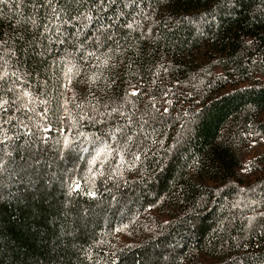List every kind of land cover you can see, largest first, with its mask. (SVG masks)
Wrapping results in <instances>:
<instances>
[{
	"label": "trees",
	"instance_id": "obj_1",
	"mask_svg": "<svg viewBox=\"0 0 264 264\" xmlns=\"http://www.w3.org/2000/svg\"><path fill=\"white\" fill-rule=\"evenodd\" d=\"M244 4L239 20H233L216 8V0H153L156 24L185 21L176 46L162 45L134 63L124 57V63L112 62L115 67H106L102 57L90 62L96 67L80 65L82 71L73 69L68 77L57 65L47 95L33 91L35 81L24 89L47 103L29 105L35 114L16 143L23 146L29 131L36 132L37 140L15 152L8 170L0 171V196L7 197L0 200V264H249L250 256L264 257V154L254 156L264 147V25L247 23L259 0ZM126 101L124 111L134 122L146 110L154 111L153 105L161 112L168 109V127L155 133L143 128L147 148L136 153L137 175H132L137 160L128 153L123 160L113 152L91 164L90 155L72 151L76 143L91 151L77 135L96 132L86 116ZM193 119L190 142L172 148L181 125ZM37 124L49 130H37ZM65 140L69 148H63ZM193 157H203L199 171L191 167ZM117 166L123 174V179L116 177L119 189L109 177ZM37 172L35 189L19 178H37ZM52 174L64 177V188L55 178L48 187ZM69 183H79L82 193L73 216L88 209L91 222L74 241L65 236L54 249L51 241L60 224L53 221L63 215L61 201ZM106 188H113L119 203ZM87 191L97 196L83 195ZM166 206L170 221L148 239L138 243V232L125 230L131 235L122 231L108 248L105 241L118 229ZM71 220L69 229L75 227Z\"/></svg>",
	"mask_w": 264,
	"mask_h": 264
},
{
	"label": "snow or ice",
	"instance_id": "obj_2",
	"mask_svg": "<svg viewBox=\"0 0 264 264\" xmlns=\"http://www.w3.org/2000/svg\"><path fill=\"white\" fill-rule=\"evenodd\" d=\"M152 3L153 0H0V131L4 136V139L0 140V171L8 170L9 161H12L15 152L27 150L37 140L36 132L29 131L23 146L16 143L21 138L20 129L28 128L26 121L35 114V109L29 105L34 101L47 103L46 100L38 99L32 92L24 90L32 87V81L36 82L33 91L38 90L39 96H44L48 93L49 84L58 75L57 65L59 71L68 77L73 69L82 71L80 65L96 67L97 65L90 62L99 63L102 57L106 67H115L113 61L124 63V57H127L134 63L142 56H153L155 50L162 45L174 47L178 44L179 33L185 21L176 19L156 24L152 15L155 11L152 9ZM245 6L244 0H216V8L233 20H239ZM162 7L167 8V5ZM247 23L249 27L264 25V0H259L257 8L250 12ZM247 46L252 47L253 41H247ZM65 67L67 71H64ZM125 107L127 101L120 107L105 105L103 112L96 109V115L86 116L96 132L91 136H86L84 132L77 135L84 137L85 143L91 146V151L90 147H82L79 143L75 144L72 151L77 156L80 153L90 155L91 164H96L101 156L110 157L113 152L121 160L124 159L123 153L139 160L140 157L136 153L147 148V145L143 144L146 135L143 132L144 126L150 127L154 133L168 127V109L161 112L153 105L154 111L146 110V116L134 122L124 111ZM195 125L196 119L189 121L187 125L182 124L180 135L174 138L171 147L188 144ZM35 127L37 130L41 127H44V131L49 130L41 124ZM155 142L153 140V143ZM63 148H69L67 140L63 142ZM56 150L61 151L60 148ZM208 155L211 158L210 153ZM106 162V159L102 161L101 167ZM203 163V157H193L191 167L199 171ZM20 171L26 172V169L21 167ZM71 171L75 172L76 168ZM67 173L68 170L65 169V174ZM16 174L19 176V173ZM35 175L37 178H33L31 174L27 175L26 180L23 176L19 178L26 186L35 189L39 184V173ZM100 175L103 176L104 173L101 172ZM117 176L123 179L118 166L109 172L110 179L115 181V189L121 186ZM53 178L59 180L62 188L65 187L64 177L56 174L49 177L48 187L52 186ZM107 183L106 180L105 186ZM113 188L106 190L112 201L119 203ZM81 194L79 183L67 184L63 192L66 199L61 201L63 207L60 211L63 215L53 221L55 225L56 219H59L60 224L59 235L51 241L54 249L65 236L72 237L74 241L81 228L86 229L91 222L88 209L79 210L73 216L75 201ZM83 195L95 198L97 192L87 191ZM0 200H7V197L0 196ZM69 217H72L71 223L75 225L71 229L67 227ZM252 219L248 220L249 227L252 226ZM261 227H264V224ZM261 235L264 236V232H261ZM41 239H46V236ZM72 246L75 247V244L72 243ZM255 262L264 264V257L250 256L249 264ZM237 264L241 262L237 261Z\"/></svg>",
	"mask_w": 264,
	"mask_h": 264
},
{
	"label": "rangeland",
	"instance_id": "obj_3",
	"mask_svg": "<svg viewBox=\"0 0 264 264\" xmlns=\"http://www.w3.org/2000/svg\"><path fill=\"white\" fill-rule=\"evenodd\" d=\"M258 154V156H261L264 154V147L257 151L255 153V157ZM137 169V170H136ZM140 172V163L138 164V160L136 162V167L134 168L132 175H137ZM169 206H166L164 209H155V210H148V212H146V218H141V219H137L136 221L131 222L128 225H125L123 227H121L120 229H118V231L115 233V235L113 236V238L111 237L110 240L107 239L105 242L108 245V248L112 247V244L114 245L116 238L118 237L119 234H121L122 231L128 230V232L130 231H134L135 233L138 232V243H140L142 241V239H148L150 236H152L155 232H157L158 227L161 225L168 223L170 221L169 219ZM149 217V218H148ZM143 230H145L143 233ZM127 231H125L126 236L129 237V234ZM130 241H128L127 244ZM105 243V244H106Z\"/></svg>",
	"mask_w": 264,
	"mask_h": 264
}]
</instances>
